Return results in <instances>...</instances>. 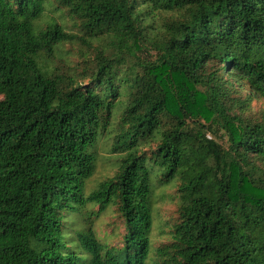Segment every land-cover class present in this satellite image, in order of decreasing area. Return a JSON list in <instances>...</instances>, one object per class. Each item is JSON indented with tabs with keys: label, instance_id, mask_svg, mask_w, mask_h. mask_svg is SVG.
I'll return each mask as SVG.
<instances>
[{
	"label": "trees",
	"instance_id": "1",
	"mask_svg": "<svg viewBox=\"0 0 264 264\" xmlns=\"http://www.w3.org/2000/svg\"><path fill=\"white\" fill-rule=\"evenodd\" d=\"M0 264H264V0H0Z\"/></svg>",
	"mask_w": 264,
	"mask_h": 264
},
{
	"label": "rangeland",
	"instance_id": "2",
	"mask_svg": "<svg viewBox=\"0 0 264 264\" xmlns=\"http://www.w3.org/2000/svg\"><path fill=\"white\" fill-rule=\"evenodd\" d=\"M112 170L109 166V162H100L97 167V172L94 175L95 180H99L104 174L109 173L111 174ZM155 208V220L153 224V231H152V242L153 247H160L163 244H166L169 241V237L167 235V225L163 224L165 221H169L173 216H175L176 205L173 201L166 197H157L154 202ZM104 220L103 224L101 225L102 230H106L107 232L112 229V224L107 223H114L118 229L117 231L121 234L124 232V225L122 224L121 220L114 214H108L107 216L102 217ZM116 239H113V243H116ZM157 252H154V257L157 258Z\"/></svg>",
	"mask_w": 264,
	"mask_h": 264
}]
</instances>
